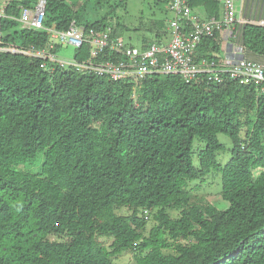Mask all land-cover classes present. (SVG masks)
Wrapping results in <instances>:
<instances>
[{
  "label": "trees",
  "instance_id": "16d2710c",
  "mask_svg": "<svg viewBox=\"0 0 264 264\" xmlns=\"http://www.w3.org/2000/svg\"><path fill=\"white\" fill-rule=\"evenodd\" d=\"M38 1L7 0L0 17V264H117L125 252L133 264H264V93L206 73L135 87L28 55L50 42L18 20ZM189 3L218 17L220 0ZM83 7L46 0L44 26L110 21ZM170 19H153L156 40ZM244 41L264 53V26L246 25ZM218 47L211 37L197 51L217 59ZM208 177L225 209L193 194Z\"/></svg>",
  "mask_w": 264,
  "mask_h": 264
},
{
  "label": "built area",
  "instance_id": "2783aa9c",
  "mask_svg": "<svg viewBox=\"0 0 264 264\" xmlns=\"http://www.w3.org/2000/svg\"><path fill=\"white\" fill-rule=\"evenodd\" d=\"M223 0V16L199 18L189 0H169L168 10L170 39L149 40L137 45L125 41L115 31L113 22L100 27L85 28L72 21L66 30L54 26L45 27L46 0H39L33 6H21L18 20L24 27L45 28L50 35L46 47L32 46L24 51L62 66H74L79 71L95 72L110 80L129 79L138 86L146 77L156 73H179L186 82L198 81L201 74L219 83L226 79L245 85H254L264 93V67L245 58H239L231 66L220 65L217 59H196L198 46L203 39L215 37L216 32L231 26L236 21L237 2ZM6 4H0V17L5 15ZM264 25V21L261 22ZM59 42L78 48L88 45L89 57L83 61L66 64L58 61L52 51Z\"/></svg>",
  "mask_w": 264,
  "mask_h": 264
},
{
  "label": "rangeland",
  "instance_id": "374dc122",
  "mask_svg": "<svg viewBox=\"0 0 264 264\" xmlns=\"http://www.w3.org/2000/svg\"><path fill=\"white\" fill-rule=\"evenodd\" d=\"M76 2L77 6L84 4L82 12L86 18L94 20L105 14L108 15L110 22L115 23L119 21L125 28L123 37L125 41L137 45L139 38L145 36L148 40H154V33L150 30V24L153 19H166L173 14L164 8L162 0H69ZM170 39L168 33L163 37V41ZM76 47L67 44L66 42H59V48L56 52L58 61H64L66 64L74 62V54ZM219 139L226 145L227 148L231 147V140L224 134H219ZM196 143V142H195ZM229 153H225L228 158ZM199 188L194 189L193 194L199 197H204L207 201L214 204L220 209H225L228 203L223 200L220 194V186L218 179L208 177L204 182L197 183ZM194 186V184L192 185ZM125 212L124 209L119 211ZM149 227V226H148ZM117 264H133V254L125 252L114 258Z\"/></svg>",
  "mask_w": 264,
  "mask_h": 264
},
{
  "label": "crops",
  "instance_id": "0c3cea01",
  "mask_svg": "<svg viewBox=\"0 0 264 264\" xmlns=\"http://www.w3.org/2000/svg\"><path fill=\"white\" fill-rule=\"evenodd\" d=\"M6 1L0 0V4H6ZM220 3L218 17L221 18L224 12L223 0H220ZM192 8L199 18H207L201 7ZM262 21H264V0H239L237 2L236 21L231 26L216 32L214 37L219 45V52L216 53V56L220 65L229 67L232 65L231 62L245 58L264 67V53L246 46L244 41L246 25H262ZM140 43L141 41H139ZM200 53L201 51L196 53L199 61L206 58Z\"/></svg>",
  "mask_w": 264,
  "mask_h": 264
}]
</instances>
